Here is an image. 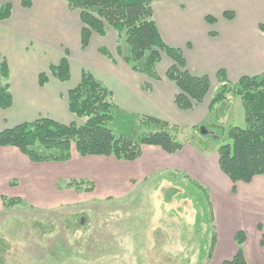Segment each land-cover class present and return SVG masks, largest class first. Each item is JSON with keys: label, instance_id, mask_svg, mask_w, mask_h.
<instances>
[{"label": "crops", "instance_id": "crops-1", "mask_svg": "<svg viewBox=\"0 0 264 264\" xmlns=\"http://www.w3.org/2000/svg\"><path fill=\"white\" fill-rule=\"evenodd\" d=\"M30 1L29 7H23L21 0H0V6L4 3L11 5L9 17L0 20V60L4 58L8 66L7 81L12 100L8 108L0 109V130L39 117L66 122L68 119L65 118L72 114L67 106V93L78 84L83 70L111 91L114 104L122 111L161 119L178 128L182 126L181 120L188 121L185 126H195L201 119L203 112L199 114V119L181 118V113L191 110H181L174 103L179 90L165 77L166 70L172 65L170 58L161 55L160 61L166 57L161 74L156 71L160 61L155 65L158 79L133 71L117 52L118 38L113 29H107L104 36L92 33L88 45L82 48V23L77 10L69 9L63 0ZM152 10L163 41L182 52L190 74L207 76L211 86L213 83L217 85L218 71H223L230 83H236L243 76L264 74V0H158L152 3ZM225 13L232 16L227 18ZM207 17L212 21H208ZM90 52L93 54L88 58ZM63 57L69 65L70 77L67 81L49 75V67L58 64ZM41 73L47 74L42 85L39 84ZM201 103L195 104L192 110ZM204 105L207 112L208 103ZM177 159H180L178 163ZM190 160L196 164L194 168ZM122 161L129 163L130 175L143 178L147 176L146 172L141 173L144 165L149 166V173L177 169L194 176L204 165L203 161L194 157L193 150L190 154L184 145L174 153H168L157 145H144L141 155L133 161L102 155L84 157L72 151L67 161L47 162H32L17 148L0 146V171L10 170L13 176H23L25 188L36 187L41 178L49 190L52 186L50 199L57 200L71 193V188L56 192V179L65 183L67 179L87 178L96 183V177L105 170L120 176ZM138 161L140 170L139 167L133 170L132 163L137 165ZM201 179L206 182L203 183L205 186L212 188L209 201L215 221V243L211 255L219 256V264L230 259L237 249L235 233L241 228L246 231L252 227V236L247 237L243 244V254L247 264H264V239L258 230V225H264V177L257 175L250 182H239L244 188L242 194H238L237 182L233 194L235 199L232 200L225 197V187H235L228 178L216 174L219 186L207 177ZM23 192L20 196H24ZM221 195L228 204L251 211L254 217L250 218L247 213L246 224L235 223L243 211L239 213L228 204L223 207ZM182 196V205L185 207V202L189 203V211L184 210L185 216L192 214L195 226L194 204L188 197ZM58 204L59 201L53 203L54 206Z\"/></svg>", "mask_w": 264, "mask_h": 264}, {"label": "rangeland", "instance_id": "rangeland-1", "mask_svg": "<svg viewBox=\"0 0 264 264\" xmlns=\"http://www.w3.org/2000/svg\"><path fill=\"white\" fill-rule=\"evenodd\" d=\"M117 44L125 53L124 40H117ZM93 52L88 54V58ZM165 58L158 64V74L163 71ZM217 91L218 86L213 83L203 103L181 113V118L199 119L203 112L195 126H185L188 121L181 120V128L175 131L177 140L190 150V154L193 150L194 157L203 161V168L196 176L192 173L186 175L177 169L149 173V166L144 165L141 173L146 172L147 176L133 177L129 174V163L122 161L120 176L105 170L96 177V183L87 178L75 179L82 180V184H74L79 188L71 187V193L57 200L50 199L52 186L49 190L41 178L36 187L25 188L23 176H13L10 170L0 171V264H219L218 255L207 257L215 221L211 203V209L208 205L205 207L206 201L210 202L212 188L205 186L203 183L206 182L201 178L207 177L220 185L216 174L225 175L219 168L217 151L227 139L213 137L214 130L208 126L217 123L229 129L232 126L243 127L245 122L238 95L227 94V102L217 105L216 112H206L204 104L209 103ZM136 116L138 114L127 113L126 110H115L110 128L115 133L124 131L136 139L146 130ZM65 119H68L63 122L65 124L81 123V119L70 113ZM140 163H132L133 170ZM190 165L196 166L191 160ZM87 180L92 182L93 190H87L90 186ZM236 186L237 183L234 188L225 187V197L229 200L235 199ZM238 186V194H242L244 188L240 183ZM54 188L56 192L65 188L64 181L56 179ZM21 191H24V196H20ZM182 195L201 210L203 220L200 224L195 221L194 226L192 214L185 216L189 203L185 202V207L182 205ZM3 197H20L22 202L4 208ZM221 197L224 207L228 203L225 197ZM55 201H59L56 206L53 205ZM230 206L239 213L243 211L235 219L237 224L247 223V213L250 218L254 217L251 211L242 210L238 205ZM252 229L240 230L247 239L252 236ZM258 230L264 239V225H258ZM234 243L237 247L235 240Z\"/></svg>", "mask_w": 264, "mask_h": 264}, {"label": "trees", "instance_id": "trees-1", "mask_svg": "<svg viewBox=\"0 0 264 264\" xmlns=\"http://www.w3.org/2000/svg\"><path fill=\"white\" fill-rule=\"evenodd\" d=\"M71 10H77L82 23L81 46L85 48L92 33L104 36L108 27L123 39L125 53L120 45L117 52L136 72L144 73L153 79L159 76L155 65L161 55L171 59L172 65L165 72V77L172 81L179 92L174 98L175 105L181 110H190L201 103L210 90L207 76H194L186 69L185 59L178 48L167 45L153 19L152 3L158 0H63ZM23 7L31 5L30 0H21ZM10 3L0 6V20L10 15ZM227 18L232 15L224 14ZM212 21L211 18H206ZM8 66L4 58L0 60V109L8 108L11 103L9 92ZM49 75L67 81L70 77L66 57L58 64L49 67ZM218 91L207 105L209 113L216 112L219 104L227 102L226 95L240 96L243 106L244 126H232L224 129L215 123L208 126L213 129V137L227 139L218 147V165L221 172L233 183L250 182L257 175H264V74L260 76H243L236 83H230L223 71L217 75ZM46 73L39 75V84H44ZM68 110L81 123L65 124L47 117H39L30 122H23L10 128L0 130V146L15 147L32 162L67 161L71 152L79 156H112L119 160L133 161L141 155L144 145H157L168 153L182 148L175 135L177 126L150 116L138 115L139 124L146 128L136 139L124 131L115 133L110 128L114 121L113 114L119 108L112 100L111 91L96 80L86 70L81 72L78 84L67 93ZM115 109V110H114ZM207 127V126H206ZM206 127H203L205 129ZM197 128V127H196ZM82 180L71 179L64 183L65 188L75 190ZM87 190H93V184L87 180ZM63 186V185H62ZM206 200L207 193L204 191ZM204 198V200H205ZM195 200V199H193ZM205 200V201H206ZM4 208L20 204V197H3ZM210 206L206 201L205 207ZM195 207V204H194ZM196 209V221L203 220L201 210ZM234 239L237 245L235 254L222 264H247L242 245L245 234L239 230ZM215 243L212 235L207 257L211 255Z\"/></svg>", "mask_w": 264, "mask_h": 264}]
</instances>
